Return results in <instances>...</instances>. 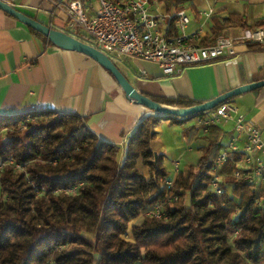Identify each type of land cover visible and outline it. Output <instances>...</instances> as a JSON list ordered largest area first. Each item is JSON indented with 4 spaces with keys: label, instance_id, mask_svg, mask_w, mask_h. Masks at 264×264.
<instances>
[{
    "label": "trees",
    "instance_id": "obj_1",
    "mask_svg": "<svg viewBox=\"0 0 264 264\" xmlns=\"http://www.w3.org/2000/svg\"><path fill=\"white\" fill-rule=\"evenodd\" d=\"M159 1L172 13L192 0ZM238 26L248 27L238 16L215 18L211 36L202 43L213 44L226 29ZM255 28H264V20ZM153 99L178 107L204 102ZM209 111L179 118L149 113L129 130L124 148L101 140L77 113L33 109L1 114L7 140L0 139V160L12 157L25 168L6 164L0 174V264H264V188L231 175L238 154L224 167L225 192L210 188L222 147L220 126H208L211 134L198 161L172 184L163 156L155 159L154 126L163 119L181 124ZM139 158L148 176L139 169ZM159 202L164 216H147L135 225L134 241L121 237L131 219Z\"/></svg>",
    "mask_w": 264,
    "mask_h": 264
},
{
    "label": "crops",
    "instance_id": "obj_2",
    "mask_svg": "<svg viewBox=\"0 0 264 264\" xmlns=\"http://www.w3.org/2000/svg\"><path fill=\"white\" fill-rule=\"evenodd\" d=\"M7 1L44 23L66 30L64 11L52 14L51 10L55 2L64 0ZM153 8L158 14L168 13L160 1ZM185 9L191 18L187 31L201 30L200 44L211 36L215 18L238 16L251 28L264 20V0H192ZM243 29L228 28L222 34L237 36ZM118 66L140 92L151 98L206 101L239 85L264 79V44L250 48L239 41L235 56L186 65L173 75H165L157 64L140 59L125 58ZM233 102L264 136V86L236 96ZM33 109L77 113L86 118L101 140L122 148L129 130L152 112L130 99L97 61L82 52L58 47L0 9V110L5 115ZM199 119L181 124L163 119L154 126L157 133L151 147L157 156H163L169 172L167 180L174 182L180 172L186 174L208 144L211 132L201 128ZM222 131L220 141L224 143L227 132ZM177 159L180 169L175 172L172 161ZM137 164L148 176V166L141 158Z\"/></svg>",
    "mask_w": 264,
    "mask_h": 264
},
{
    "label": "built area",
    "instance_id": "obj_3",
    "mask_svg": "<svg viewBox=\"0 0 264 264\" xmlns=\"http://www.w3.org/2000/svg\"><path fill=\"white\" fill-rule=\"evenodd\" d=\"M158 2L64 0L55 2L51 10L52 14L64 11L67 18L65 31L103 51L117 65L125 58L140 59L157 64L165 75L176 74L186 65L235 56L239 41L247 45L264 43V28L247 27L237 36L220 34L215 43L200 44L201 30L187 31L191 18L185 8L161 15L153 8ZM198 123L205 132H209L208 126L213 124L221 127L222 124H232L226 131L227 139L222 143L211 171L210 188L213 192H225L222 184L226 175L224 167L235 154L240 158L231 175L253 187L264 185L263 132L239 112L236 103L226 101L219 104ZM8 162L14 163L13 159ZM173 163L178 170L180 161L177 159ZM146 214L157 218L164 216L163 203L154 204Z\"/></svg>",
    "mask_w": 264,
    "mask_h": 264
},
{
    "label": "water",
    "instance_id": "obj_4",
    "mask_svg": "<svg viewBox=\"0 0 264 264\" xmlns=\"http://www.w3.org/2000/svg\"><path fill=\"white\" fill-rule=\"evenodd\" d=\"M0 9L12 15L19 21L25 23L34 30L39 31L44 36H46L51 43L57 45L58 47L82 52L97 61L101 66H103L107 71H109V73H111V75L116 79L117 83L120 85L121 89L130 99L136 101L141 105H144L152 112L163 113L178 118L184 117L190 114L211 110L232 97L264 86V79H260L239 85L221 93L220 95L212 99L189 107H178L174 105L164 104L140 92L135 87V85L128 79V77L120 69V67L116 63H114L113 60L106 53L99 50L90 43L78 37H75L64 30L57 29L47 23H44L40 19L20 10L16 5L10 3L7 0H0ZM154 156L156 159V152H154Z\"/></svg>",
    "mask_w": 264,
    "mask_h": 264
},
{
    "label": "rangeland",
    "instance_id": "obj_5",
    "mask_svg": "<svg viewBox=\"0 0 264 264\" xmlns=\"http://www.w3.org/2000/svg\"><path fill=\"white\" fill-rule=\"evenodd\" d=\"M95 5H97V3L95 2L94 3ZM223 130H226V131H229L231 129V123H228V124H222V127H221ZM0 139H3V140H7V134H6V130H0ZM10 159H13L12 157H10L9 159L7 160H0V164H2V169L3 167L6 165V164H12L14 165L15 168H18V169H24L25 167L24 166H21L19 165L18 163H16L14 160V163L12 162H8ZM175 161V160H174ZM174 161H172V165L174 167V170H175V166H174ZM18 164V165H17ZM180 169V167H179ZM178 170H175V172H178ZM2 172V171H1ZM0 172V174H1ZM169 181V180H167ZM172 182V181H170ZM173 183V182H172ZM71 192H76L75 189H72L70 190ZM188 202V200H187ZM154 205H152L151 207H153ZM151 207H147L146 209H144L136 218H133L131 219L129 222H128V226H127V229L125 231V233H123L121 235L122 238H124L125 240L127 241H134V238H133V235H132V229L135 225H138L140 224L147 216H151V215H147L146 212L151 208ZM87 236V238L89 239H93V235L92 234H89V233H86L85 234Z\"/></svg>",
    "mask_w": 264,
    "mask_h": 264
}]
</instances>
